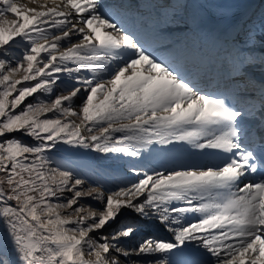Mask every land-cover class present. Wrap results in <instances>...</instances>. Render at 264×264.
Listing matches in <instances>:
<instances>
[{
	"label": "snow or ice",
	"instance_id": "obj_1",
	"mask_svg": "<svg viewBox=\"0 0 264 264\" xmlns=\"http://www.w3.org/2000/svg\"><path fill=\"white\" fill-rule=\"evenodd\" d=\"M31 2L0 0V264H264V87L258 108L212 91L161 50L160 20ZM251 32L229 77L252 66ZM81 150L127 169L55 158Z\"/></svg>",
	"mask_w": 264,
	"mask_h": 264
}]
</instances>
